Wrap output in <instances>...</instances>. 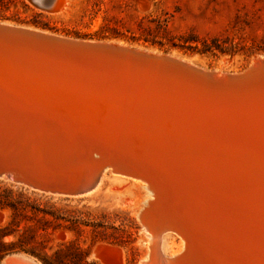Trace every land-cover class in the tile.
<instances>
[{"label":"water","instance_id":"95a60500","mask_svg":"<svg viewBox=\"0 0 264 264\" xmlns=\"http://www.w3.org/2000/svg\"><path fill=\"white\" fill-rule=\"evenodd\" d=\"M26 1L47 14L60 3ZM229 116L264 124V56L218 72L170 53L0 22V179L60 197L91 193L107 170L159 183L140 223L158 241L183 235L187 247L169 257L155 246L148 264L261 263L230 239L247 226H204L208 214L200 221L192 204H210V190L190 181L202 157L187 149L196 134L228 130ZM12 255L31 258L13 253L0 264Z\"/></svg>","mask_w":264,"mask_h":264},{"label":"rangeland","instance_id":"374dc122","mask_svg":"<svg viewBox=\"0 0 264 264\" xmlns=\"http://www.w3.org/2000/svg\"><path fill=\"white\" fill-rule=\"evenodd\" d=\"M148 14L169 17L170 26L175 33L193 30L201 38L209 40L216 37H229L234 42L245 40L247 47L252 46L250 51L253 54L248 57L247 52L241 51L233 56L199 53L190 56L179 50L165 52L123 41L114 42L159 53H170L204 69L220 72L241 71L255 58L264 56V0H68L63 10L56 14L41 12L26 0H16L8 10L0 13V22L70 38L98 41L101 40L99 31L106 22V17L124 18L127 24L132 25L135 17ZM31 20H36L40 25L25 23ZM0 186L24 190L29 195L35 193L42 201L51 199L57 206L72 211L68 218L78 220L76 225L80 226V231L72 228L59 229L52 236L50 253L58 248L59 243L66 242L77 244L85 250L89 249V254L84 260L86 264H148V254L152 249L150 247L149 250V246H152L151 241L149 242L151 234L143 229L138 217L142 204L148 199V193L135 182L108 175L101 180L94 192L81 197L44 195L4 179H0ZM18 201L19 199L14 200ZM11 220V210L0 207V226ZM32 223L26 220L21 226ZM67 225L73 224L70 221ZM93 226L100 227L94 231ZM119 237L123 242H117L116 238ZM13 239L14 236H9L6 241ZM159 247L162 254L171 256L181 250V240L175 234L165 233L160 239ZM74 249L75 247L71 246L70 252L73 253ZM26 255L42 264L31 255ZM66 263L70 264L69 261Z\"/></svg>","mask_w":264,"mask_h":264},{"label":"bare ground","instance_id":"6f19581e","mask_svg":"<svg viewBox=\"0 0 264 264\" xmlns=\"http://www.w3.org/2000/svg\"><path fill=\"white\" fill-rule=\"evenodd\" d=\"M67 1L60 0L56 13L63 10ZM242 110L251 114L255 112L253 111L255 109L248 105ZM228 118L227 126L225 125V129L228 130L215 131L212 134L213 138L211 135L206 136V133L196 134L199 138L197 145L193 149H187V152L193 153L197 158L202 157L201 160L195 161L198 163L191 166L194 170L190 172V181L196 184L198 182L202 184V188L210 190V204L196 205L195 201L192 204L196 207L195 211L199 213L200 221L204 214H208V221L204 226H247L240 235L234 236L235 238L230 236V239L238 243L239 247L240 245L246 247V250L252 252L251 254L256 253V260L264 264V124H255L249 122V118L238 116ZM202 138L205 139L202 140ZM108 175L133 181L147 191L148 199L141 206L139 218L155 201L156 196L152 190V184L159 187V183H152L145 176H127L116 174L111 170L104 172L100 182ZM177 192V197L181 201L184 200L183 203L190 201L186 192ZM166 233L177 235L182 246L179 252L169 257H176L183 253L187 247L186 238L174 231ZM150 241L152 243H150L152 246H149V250L152 247L151 252L155 246L159 248L160 240L155 239L152 234ZM150 254H148V259ZM3 264L39 263L27 256L12 255L8 256Z\"/></svg>","mask_w":264,"mask_h":264},{"label":"trees","instance_id":"16d2710c","mask_svg":"<svg viewBox=\"0 0 264 264\" xmlns=\"http://www.w3.org/2000/svg\"><path fill=\"white\" fill-rule=\"evenodd\" d=\"M15 1L0 0V13L8 10ZM25 23L40 25L36 20ZM99 39L123 41L165 52L179 50L190 56L196 53L233 56L241 51L247 52L248 57L253 54L250 51L252 46L247 47L245 40L234 42L229 37L209 40L201 38L193 30L175 33L170 26L169 17L152 14L135 17L132 25L127 24L124 18L108 16L99 31ZM15 199L19 201L14 202ZM0 207L10 209L12 218L6 225L0 226V259L10 253L23 252L38 259L42 264H67V261L70 264H86L84 260L89 254V249L85 250L77 244L62 242L53 253L49 252L52 236L59 229L72 228L77 232L80 231V226H77L78 220H69L68 216L72 212L69 209L57 206L51 202V199L42 201V198L37 197L35 193L29 195L24 190L2 186H0ZM26 220L33 223L21 226ZM70 221L74 226L67 225ZM93 227L96 231L100 226ZM9 236H14L15 239L7 242L6 238ZM116 239L118 243L123 242L121 237ZM71 246L75 247L73 253L70 252Z\"/></svg>","mask_w":264,"mask_h":264}]
</instances>
